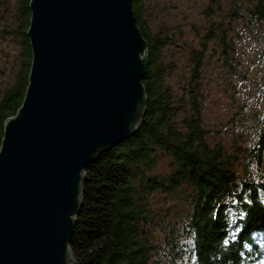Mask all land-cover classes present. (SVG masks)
Listing matches in <instances>:
<instances>
[{
  "label": "water",
  "instance_id": "1",
  "mask_svg": "<svg viewBox=\"0 0 264 264\" xmlns=\"http://www.w3.org/2000/svg\"><path fill=\"white\" fill-rule=\"evenodd\" d=\"M31 60L0 142V264H73L85 170L143 121L147 42L131 0H29Z\"/></svg>",
  "mask_w": 264,
  "mask_h": 264
},
{
  "label": "trees",
  "instance_id": "2",
  "mask_svg": "<svg viewBox=\"0 0 264 264\" xmlns=\"http://www.w3.org/2000/svg\"><path fill=\"white\" fill-rule=\"evenodd\" d=\"M142 1L131 3L147 42L148 67L142 80L146 111L130 138L102 151L86 167L82 204L70 239L73 264H264V179L239 180L233 167L236 157L220 144H208L198 84L187 85L186 104L175 98L166 82L173 67L161 57L166 40L150 32ZM28 2L17 0L15 31L22 39L24 59L15 83L0 95V142L4 120L15 114L27 86ZM244 11L247 22L264 25V0H252ZM215 29L190 53L191 83L199 78L205 45L212 38L221 46L225 65L233 67L229 53L234 45L227 40L226 28ZM262 134L250 151V161L261 160ZM160 151L170 158L168 170L151 173ZM156 192L168 198H182V193L190 206L181 227L172 226L165 234L164 244L154 239L150 228L165 213L150 206Z\"/></svg>",
  "mask_w": 264,
  "mask_h": 264
},
{
  "label": "rangeland",
  "instance_id": "3",
  "mask_svg": "<svg viewBox=\"0 0 264 264\" xmlns=\"http://www.w3.org/2000/svg\"><path fill=\"white\" fill-rule=\"evenodd\" d=\"M250 4L252 0H143L141 10L150 32L166 40L161 57L173 67L166 82L175 98L186 104L187 85L198 84L206 140L236 157L233 167L239 180L264 179V147L261 160L250 161L251 149L261 133L264 136V25L246 21L244 9ZM17 5V0H0V95L15 83L24 59L22 39L15 31ZM219 26L226 28L227 40L234 45L229 53L233 67L225 65L221 46L212 38L205 45L199 78L191 83L190 53L203 46L210 29ZM157 156L151 173L164 174L170 158L161 151ZM180 195H151L153 211L165 212L150 226L154 239L163 244L170 228L177 230L187 217L190 206Z\"/></svg>",
  "mask_w": 264,
  "mask_h": 264
}]
</instances>
